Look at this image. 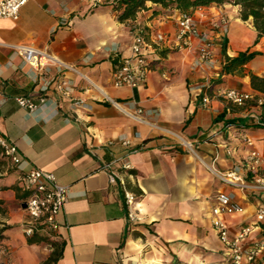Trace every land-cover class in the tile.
Listing matches in <instances>:
<instances>
[{"label": "crops", "instance_id": "0c3cea01", "mask_svg": "<svg viewBox=\"0 0 264 264\" xmlns=\"http://www.w3.org/2000/svg\"><path fill=\"white\" fill-rule=\"evenodd\" d=\"M203 8L205 29L213 13L228 15L227 55L260 51L239 72L217 76L206 107L201 91L191 86L216 76L207 69L192 70L189 50L167 45L150 50L152 68L143 86L112 83L115 65L130 52L131 25L144 27L148 39L157 31L173 36L177 9L147 4L133 18L120 21L110 0H28L18 19L0 18V135L16 145L23 159L20 169L2 156L0 201L11 209L22 193L19 180L30 168L52 172L68 188L56 218L58 228L49 234L47 245L40 240L45 232L28 242L20 226L27 221L20 199L21 212L10 218L19 226L4 238L11 264H43L54 250L51 264H230V253L212 228L211 207L223 191L242 207L225 217L230 234L255 225L245 244L264 237V221L255 220L264 195L232 187L218 176L237 168L247 175L243 160L250 147L243 135L250 136L264 156V125L257 123V117L264 116L261 104L237 106L220 94L236 88L262 96L251 87L248 72L264 75V37L254 42L252 20H241L238 5L212 3ZM164 15L165 21L159 22ZM62 16L72 24L58 25ZM16 43L45 48L77 71L51 67L37 72L9 46ZM111 45L118 52L109 51ZM214 53L220 68L223 54L217 40ZM59 80L68 82L66 95L56 89ZM41 94L45 101L33 111L16 101L20 95ZM109 98L128 103L129 109L141 107L146 122L127 116ZM164 129L181 134L194 150ZM123 137L131 143L123 144ZM124 154L130 169L115 161ZM125 190L136 195V218L129 216ZM250 264H264V252Z\"/></svg>", "mask_w": 264, "mask_h": 264}, {"label": "built area", "instance_id": "2783aa9c", "mask_svg": "<svg viewBox=\"0 0 264 264\" xmlns=\"http://www.w3.org/2000/svg\"><path fill=\"white\" fill-rule=\"evenodd\" d=\"M28 0H0V18L16 20L19 17L20 9ZM205 17L203 6L192 8L188 11H178L175 18V32L173 36L166 32L157 31L152 34V39H148V31L139 23L134 22L131 25V44L129 54L123 55L115 65L112 83L116 87L138 88L143 86L147 80L148 73L152 68L149 58L150 50H159L165 45L175 50H189L193 54L190 63L192 70H210L214 76H220V68L217 65L214 53L215 40L220 43L227 37L230 30V19L223 11L212 14L209 19V29L202 28L201 20ZM166 16H161L159 22H164ZM72 19L62 16L58 25L70 26ZM13 51L18 54L23 61L37 72H48L51 67L61 71L67 68L77 71L75 67L68 66L60 61L53 53L45 48L32 45L30 43H16L9 45ZM111 52H118L115 45L107 47ZM51 79L40 88L42 92L46 91ZM210 80H203L191 86V89L201 91L202 106H208L210 102ZM56 89L66 95L69 91L68 82L59 80L56 83ZM221 96L228 102L237 106H246L251 102L262 104L264 98L256 97L255 93L236 88H227L221 91ZM17 103L28 111L35 110L45 101L43 94L36 98L29 95H20L16 97ZM110 103L123 111L127 116L139 122H146L142 118V108H127L128 103L116 101L109 98ZM133 105V102H132ZM134 106V105H133ZM257 123L264 125V116L257 117ZM159 128L158 126H154ZM171 134L177 141L193 151L194 147L190 141L181 134L175 133L169 129H164ZM243 139L250 147L243 160V166L247 170V175L242 176L238 173L240 168L232 170L226 174H218L219 178L226 184L260 193L264 195V156L254 146L253 139L248 135H243ZM125 145L131 143L129 138H121ZM0 146L2 154L7 157L17 168H21L23 159L20 156L16 145L0 135ZM136 151V149H133ZM228 152H230L228 150ZM115 161H120L124 169H130L131 164L128 161L127 154L118 156ZM19 188L24 194L22 202L26 204L24 210L27 215V222L23 226V232L31 236L38 230L53 232L58 228L57 215L61 212L68 198V188L56 181L55 175L50 171L40 168H30L19 180ZM125 203L129 208L130 218H136V195L129 191H124ZM134 210V211H133ZM242 211L241 205L234 200L228 192H219L214 199L211 207L212 228L216 232L220 242L230 253V264H250L255 258L264 252V237L255 240L252 244L246 245V239L254 231V226L247 225L242 227L234 236L229 232V226L225 219L226 216H233ZM256 224L264 221V202L256 210Z\"/></svg>", "mask_w": 264, "mask_h": 264}, {"label": "trees", "instance_id": "16d2710c", "mask_svg": "<svg viewBox=\"0 0 264 264\" xmlns=\"http://www.w3.org/2000/svg\"><path fill=\"white\" fill-rule=\"evenodd\" d=\"M152 2L153 4L159 5L163 8H174L178 11H188L192 8L198 6H206L212 3L224 4L230 3L235 6L240 7L239 17L243 21L248 19L252 20V25L256 32L255 43L262 37H264V0H110L112 4V10L116 12L117 18L120 21L133 18L138 11L147 8V3ZM157 10H154L156 12ZM221 49L223 54V63L220 67V75L230 74L234 72H239L242 70L245 64L252 60L256 55L260 54L258 50L240 51L235 56H229L226 54V38L221 42ZM250 78L251 87L256 90L259 94H255L256 97H264V75H257L251 71L248 72ZM220 80L219 77H214L210 80V85L214 82ZM262 115H264V102L261 104ZM0 162L4 161L2 156V148L0 146ZM20 189V188H19ZM17 197L23 199L24 194L18 193ZM1 202V201H0ZM3 209L0 207V211ZM36 233L28 237V242L32 243L34 241L33 236ZM56 245V242H52ZM57 253L55 250L51 253L48 259L43 264H49L53 260V255Z\"/></svg>", "mask_w": 264, "mask_h": 264}, {"label": "rangeland", "instance_id": "374dc122", "mask_svg": "<svg viewBox=\"0 0 264 264\" xmlns=\"http://www.w3.org/2000/svg\"><path fill=\"white\" fill-rule=\"evenodd\" d=\"M147 4L154 5L152 2H148ZM154 7H157V6H154ZM159 9L161 10V8ZM19 201H20V198H17L13 202L11 209H9L6 205H4L2 201L0 202V207L3 209L2 211H0V264H11L12 263V252L10 251V247L5 243L4 238L6 236V233L9 230H11L13 227L19 226L16 224L15 221L10 220L11 215L13 213L21 212ZM24 216H25L24 220H26L27 215L25 214ZM26 222H24L23 225H20L22 231H23V226L26 224ZM40 232L46 233L44 234V236L43 235L40 236V240H42V242L46 245L49 244V242L51 241L49 234L51 232L45 231V230H38L35 233L39 234Z\"/></svg>", "mask_w": 264, "mask_h": 264}, {"label": "water", "instance_id": "95a60500", "mask_svg": "<svg viewBox=\"0 0 264 264\" xmlns=\"http://www.w3.org/2000/svg\"><path fill=\"white\" fill-rule=\"evenodd\" d=\"M21 206L22 208H25L26 204L23 202Z\"/></svg>", "mask_w": 264, "mask_h": 264}]
</instances>
